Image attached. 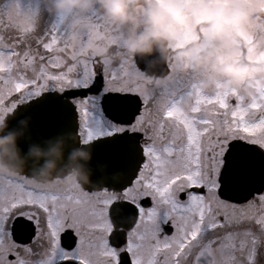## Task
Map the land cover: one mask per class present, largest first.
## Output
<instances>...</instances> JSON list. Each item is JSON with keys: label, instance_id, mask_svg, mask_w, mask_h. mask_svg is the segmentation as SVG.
Here are the masks:
<instances>
[{"label": "snow or ice", "instance_id": "obj_1", "mask_svg": "<svg viewBox=\"0 0 264 264\" xmlns=\"http://www.w3.org/2000/svg\"><path fill=\"white\" fill-rule=\"evenodd\" d=\"M249 3L264 55V0ZM86 18L73 47L63 14L0 0V120L70 113L79 144L105 152L83 187L0 174V264H264V75L214 90L173 60L152 75L112 60L118 29Z\"/></svg>", "mask_w": 264, "mask_h": 264}, {"label": "clouds", "instance_id": "obj_2", "mask_svg": "<svg viewBox=\"0 0 264 264\" xmlns=\"http://www.w3.org/2000/svg\"><path fill=\"white\" fill-rule=\"evenodd\" d=\"M43 11L52 16L63 14L72 32L69 42L78 47V30L87 28L88 20L84 13L95 10L101 14L109 26L123 29V50L109 52L112 60L125 57L136 58L156 53L167 65L170 60L176 64V72L188 69L210 74V80L223 77L232 84L241 87L255 73L264 72V63L259 65L236 63V53L225 47L222 37L236 28H244L254 22L250 9L242 3L231 5H192L184 0H38ZM138 6H142L137 14ZM257 19V18H255ZM201 21L210 29V43L199 54L195 50L199 42H191L183 49L173 50L171 44L176 41L182 30L196 31ZM260 22L264 23V20ZM154 75V74H152ZM203 87L210 88L205 81ZM27 118L17 121V126L8 128L6 119L0 120V174L16 175L25 172L29 159L38 161L28 174L30 179L42 186L55 184L58 187H83L92 183L90 171L85 170L80 161L91 159V150L77 142V146L64 158V139L62 136L44 141L46 147L30 143L26 153L18 143L27 128ZM69 139L76 137L69 133Z\"/></svg>", "mask_w": 264, "mask_h": 264}, {"label": "water", "instance_id": "obj_3", "mask_svg": "<svg viewBox=\"0 0 264 264\" xmlns=\"http://www.w3.org/2000/svg\"><path fill=\"white\" fill-rule=\"evenodd\" d=\"M153 54L155 56L157 55L156 53ZM154 60L155 62H158V64L160 63L162 65L156 69L145 68V66L141 65L142 67L141 69L147 72L162 71L165 64L160 60V58L156 57V59L154 58ZM21 118H27L28 120L25 134L21 136L18 140L20 148L23 150L22 154L27 152L30 143H37L40 144L41 146L46 147L44 141L50 138L62 136V138L65 141L64 143L65 160L62 163L67 162L68 152L72 148L76 147L78 142V137L76 135L77 132L76 124L73 121L70 113L61 121L57 122L55 119L51 117H41L39 115H35L33 111L21 106L14 112L13 115L7 117L6 122L8 128L16 127L17 121H19ZM69 133L73 134L76 137V139H69L67 136V134ZM90 150H91V159L87 161L81 160L80 162L84 164L86 171H90L91 180H92L95 179L93 173L97 170H103L104 168V165L102 163L104 162L103 159L105 156V152L103 148H92ZM37 163L39 162L33 159H29L25 169L30 171L33 167L36 166Z\"/></svg>", "mask_w": 264, "mask_h": 264}, {"label": "rangeland", "instance_id": "obj_4", "mask_svg": "<svg viewBox=\"0 0 264 264\" xmlns=\"http://www.w3.org/2000/svg\"><path fill=\"white\" fill-rule=\"evenodd\" d=\"M185 3H190L192 5H196V4H200V3H207L209 5H231L233 3H242L244 5H246L251 13H253V7L252 5L249 3V0H184ZM252 8V9H251ZM257 26V19H255L254 17V22H249L244 28H236L235 30H233L230 34H227L225 36L222 37L221 42L224 44L225 47L229 48L230 50L234 51L237 55V48L235 43V38H234V34H238L241 37L244 38V42H245V46L246 48H248V62L249 64H253V65H259L261 63H264V55H259L257 54L256 51H254L250 45H251V29L253 27ZM259 27L264 28V23L260 22ZM204 40L201 43L202 45L200 46V48H198L199 50H202L203 47L207 46L210 43V29L208 27H206L204 29ZM180 35L177 36L176 41H177V45H187L189 43H191L192 41L195 42L196 40V34L195 31L191 30V29H186L183 30L179 33ZM176 41L174 43H176ZM196 51V50H195ZM197 54V53H196ZM259 75H264V72H258L255 73L251 78H249V81L246 82L243 86L248 85L249 83L252 82V80L259 76ZM219 88H222L226 85H231V86H236L234 84H232L230 81L226 80V82L224 81L223 83L219 84ZM238 87V86H236ZM242 87V86H241Z\"/></svg>", "mask_w": 264, "mask_h": 264}, {"label": "flooded vegetation", "instance_id": "obj_5", "mask_svg": "<svg viewBox=\"0 0 264 264\" xmlns=\"http://www.w3.org/2000/svg\"><path fill=\"white\" fill-rule=\"evenodd\" d=\"M138 9V8H137ZM252 9V8H251ZM253 10V9H252ZM91 12H96V13H98L100 16H101V14L99 13V12H97V11H95V10H90V11H88V12H86V13H84V15L87 17L88 16V14L89 13H91ZM137 14H140V11L138 12V10H137ZM42 17H43V19L44 20H49V19H52L54 16H52V15H50L49 13H47L46 11H43L42 10ZM102 17V16H101ZM103 18V17H102ZM68 24V23H67ZM69 25V24H68ZM69 27H70V32H69V34H68V39H69V36H70V34H71V32H72V28H71V26L69 25ZM110 27H114V28H116V29H118V31H119V34H120V37H121V45H120V47L119 48H115V49H112L110 52H115V51H117V50H123V42H122V35H123V29H121V28H117V27H115V26H110ZM201 29H198V30H196V33H197V40H196V42H199L200 43V46L202 45L201 44V40H202V37H203V33L200 31ZM183 31V30H182ZM180 34H178V36H179ZM235 36H236V38H237V41L236 42H239V44L241 45V46H243L244 48H246V46H245V42H244V38L243 37H241L240 35H236L235 34ZM178 46L177 45V41H176V43H173V44H171V47L172 46ZM186 45L184 44V45H179L178 46V49H183L184 47H185ZM198 48H200V47H198ZM196 49V53L197 54H199V52L201 51V50H199V49ZM237 48V52H238V55H236L237 56V58H238V56H240V59H241V62H247V57H248V51L247 52H245V53H243V54H241V51H240V49L238 48V47H236ZM156 57L157 58H159V56L158 55H154L153 53L152 54H145V55H143V56H137L136 58H135V60L137 61V64H138V67L141 69L142 67H141V65H143V66H145V68H150V69H152V68H158V67H160L162 64H158V62H155V60H154V58L156 59ZM116 61H118V60H116ZM236 61H238V59H236ZM141 70H143V69H141ZM186 71H191L192 73H194L197 77H198V79L200 80V82H201V87H203V84L205 83V81H208L210 84H211V87L210 88H207V89H216V88H219V85H218V83L219 84H221V83H223L224 81L226 82V79L225 78H223V77H219V78H217L216 80H210V74H207V73H205V72H203V71H201V72H197V71H195V70H192V69H188V70H186ZM186 71H184V72H186ZM166 72H167V68H166V65L163 67V70L162 71H157V72H148L149 74H154V75H164V74H166ZM184 72H182V73H184ZM177 73H179V74H182V73H180V72H177ZM203 88H205V87H203ZM69 91H75V90H69ZM80 95V92L77 94V96H79ZM131 95H135V94H131ZM69 99H71V98H69ZM16 111V110H15ZM11 115H13V113H10V114H8V116H11ZM7 116V117H8ZM150 205V200H148V199H146L145 200V206H149ZM170 227V226H169Z\"/></svg>", "mask_w": 264, "mask_h": 264}]
</instances>
